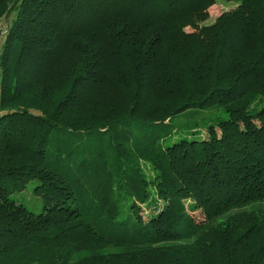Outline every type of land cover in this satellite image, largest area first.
Returning <instances> with one entry per match:
<instances>
[{
	"label": "trees",
	"instance_id": "1",
	"mask_svg": "<svg viewBox=\"0 0 264 264\" xmlns=\"http://www.w3.org/2000/svg\"><path fill=\"white\" fill-rule=\"evenodd\" d=\"M216 1L0 0V264H264V0Z\"/></svg>",
	"mask_w": 264,
	"mask_h": 264
},
{
	"label": "rangeland",
	"instance_id": "2",
	"mask_svg": "<svg viewBox=\"0 0 264 264\" xmlns=\"http://www.w3.org/2000/svg\"><path fill=\"white\" fill-rule=\"evenodd\" d=\"M236 4H237L236 1L217 0L209 8L201 10V14L204 17L202 23H199L198 25H196V27L187 26L185 30H191V28L195 30L198 29L199 26L203 23L205 24L212 23L217 15H219L223 11L230 10ZM12 17H13V13H10L6 18H3L0 22V51L4 41L6 28ZM216 116H217V111L214 110L211 113V117H216ZM37 185H38V181L36 179L30 180L22 188L10 193L9 196L12 199H14L17 203L23 204L26 208H28L32 212L38 213L42 209L43 202L40 194L36 192ZM147 211H144L143 215H146ZM192 214L197 220L201 219V214L198 210L192 212Z\"/></svg>",
	"mask_w": 264,
	"mask_h": 264
}]
</instances>
